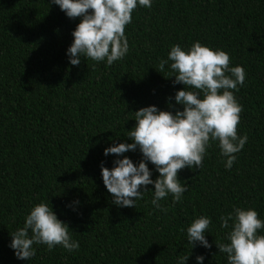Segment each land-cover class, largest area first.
Masks as SVG:
<instances>
[{"label":"trees","instance_id":"1","mask_svg":"<svg viewBox=\"0 0 264 264\" xmlns=\"http://www.w3.org/2000/svg\"><path fill=\"white\" fill-rule=\"evenodd\" d=\"M132 16L122 60L72 66L66 52L79 18L51 0H0V264H176L179 256L197 264L199 255L204 264H227L215 244L229 231L219 218L251 207L264 219V0H153ZM196 41L244 68L245 84L233 91L242 106L238 135L248 141L230 170L215 142L202 169L180 170L188 190L182 202L161 201L166 213L151 204L154 185L135 207H118L101 174L102 163L112 168L117 157L104 149L126 142L142 107L183 110L174 96L184 85L159 66L171 46ZM124 155L142 159L138 149ZM40 202L53 206L80 248L33 245L36 255L19 260L10 234ZM202 215L212 220V247L191 253L186 229Z\"/></svg>","mask_w":264,"mask_h":264},{"label":"clouds","instance_id":"2","mask_svg":"<svg viewBox=\"0 0 264 264\" xmlns=\"http://www.w3.org/2000/svg\"><path fill=\"white\" fill-rule=\"evenodd\" d=\"M51 4L58 5L68 18L80 20L66 52L70 65L92 60L111 66L129 53L126 27L132 23L134 10L150 9L153 0H51ZM165 65L174 74V84L184 85L174 96L183 110L142 107L134 112L136 124L128 131L126 142L104 149L105 156L117 157L112 168L102 163L101 174L112 203L118 207H135V202L150 191L147 186L154 185L151 204L155 210L166 213L161 201L171 195L173 204L182 202L188 190L179 179L180 170L202 169L207 150L214 142L225 158V168L230 170L236 154L248 141L246 134L238 135L242 106L233 91L245 84L246 72L242 66H230L229 54L199 41L186 49L176 44L171 46L167 59L161 60L160 73ZM137 149L142 159L134 163L124 154ZM149 163L159 173L156 179L152 178ZM219 219L220 227L229 231L224 237L226 243L215 244L219 253L226 255L227 264H264V219L258 211L234 207ZM211 224L212 220L202 215L187 227L191 253L197 245L212 247L207 239ZM10 236L9 247L19 260L30 261L36 255L33 245H46L49 251L60 246L69 253L80 248L79 241L70 235L68 224L45 202L35 204L25 216L23 227ZM189 257H177L176 264H188ZM204 260L203 255L196 257L197 264H204Z\"/></svg>","mask_w":264,"mask_h":264}]
</instances>
